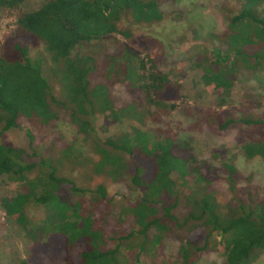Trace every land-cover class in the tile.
Returning a JSON list of instances; mask_svg holds the SVG:
<instances>
[{
	"label": "trees",
	"instance_id": "16d2710c",
	"mask_svg": "<svg viewBox=\"0 0 264 264\" xmlns=\"http://www.w3.org/2000/svg\"><path fill=\"white\" fill-rule=\"evenodd\" d=\"M160 1L49 0L23 12L25 0H0V16L15 20L0 45V184L16 187L0 207L28 244V255L18 264H121L119 255L132 251L139 263L140 257L153 260L166 237L180 243L178 264H196L211 252L225 264H253L264 254V198L239 187L243 177L236 167L198 161L188 144L177 143L174 131L145 128L147 121L158 123L174 112L182 100L180 84L159 71L161 44L135 34L139 26L162 21ZM244 1L217 37L226 53L216 50L213 57L194 59L203 87L221 101L218 110L198 111L190 128L220 137L233 133L245 158L264 162V108L259 101L245 93L236 107L222 106L240 71H264V21L254 10L258 0ZM97 44L119 48L108 57L102 81L92 85L98 63L81 49ZM38 45L50 63L45 75L42 59L31 56ZM50 78L60 96L54 95ZM115 83L128 84L136 99L115 107L109 96ZM61 114L94 156L86 161L93 170L90 182L128 179L138 194L122 211L135 221L132 232H108L115 199L102 183L94 190L78 187L59 176L51 158L33 149L27 154L10 142L8 134L23 124L49 127ZM99 116L107 124L127 123L129 130L101 139L95 129ZM70 151L65 148L62 157L72 162ZM218 180L230 194L225 202L214 187ZM180 205L183 217L175 213ZM33 206L43 209L41 219L31 217Z\"/></svg>",
	"mask_w": 264,
	"mask_h": 264
},
{
	"label": "rangeland",
	"instance_id": "374dc122",
	"mask_svg": "<svg viewBox=\"0 0 264 264\" xmlns=\"http://www.w3.org/2000/svg\"><path fill=\"white\" fill-rule=\"evenodd\" d=\"M47 1L49 0H25L21 11L37 10ZM244 2V0H161L159 7L162 21L153 25L139 26L135 34L152 37L161 44L162 60L159 71L170 74V81L180 84L182 95V100L176 103L177 108L174 112L163 117L158 123L147 121L145 128L149 131L169 128L177 135L178 144H188L198 161L209 162L215 168H220L223 162L232 163L243 177L239 187L264 198L263 161L245 158L235 145L233 133L228 137H220L205 129L204 132H199L190 128L199 118L198 111L218 110L217 106L221 101L220 96L209 94L203 87L201 72L194 67V59L201 55L213 57V52L216 50L226 53L225 44L217 37L225 31L228 18L241 11ZM254 10L257 17L264 21V0H258ZM14 25L13 18L0 16V45L14 29ZM115 38L122 43L125 42L119 36ZM117 48H119L117 45L97 44L81 49L83 54L94 55L98 63V71L91 80L92 85L102 81L107 59L118 52ZM35 55L44 62L45 75L46 70L50 69V63L42 45L33 47L31 56ZM48 82L53 88L54 95L60 96L58 84L52 78ZM245 93L250 94L252 100L259 101L260 106L264 108V71H240L229 95L222 97V106L232 104L236 107ZM109 96L115 107L121 108L136 99V92L126 83H115L109 88ZM95 129L101 139L129 130L127 123L107 124L102 116L96 118ZM27 133H30L31 140ZM8 138L15 147L24 150L27 154L33 149L37 154L51 158L57 164L59 176L73 181L78 187L94 190L101 183L106 186L109 195L115 199V207L107 218L109 233L126 234L135 229L136 224L132 215L127 213L124 216L122 211L128 209L138 194L132 189L128 179L111 182L99 177L100 182H90L93 170L86 161L92 160L94 156L89 145L77 138L76 129L63 114L59 115L58 121L49 127L37 128L23 124L21 129L11 131ZM65 148H70L71 156L74 157L72 162L63 159L62 153ZM215 152L222 154L214 159L212 155ZM214 187L218 192L219 200L225 202L230 198L223 180L216 181ZM15 188V185L9 183L0 184V201L5 196H12ZM175 213L178 217H183L184 207L180 205ZM30 215L35 219H41L43 209L33 206ZM179 247L180 243L174 237H166L161 242L158 253L153 255V260L140 257L137 263L134 260L135 251L127 257L122 256V252L118 259L121 264H178ZM27 255L28 244L21 231L5 219L0 207V264H18ZM196 264H225V261L211 252L204 255ZM253 264H264V254Z\"/></svg>",
	"mask_w": 264,
	"mask_h": 264
}]
</instances>
